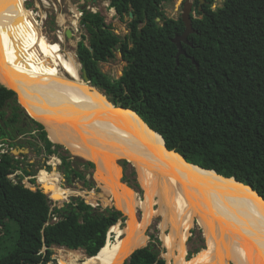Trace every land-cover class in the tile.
Returning <instances> with one entry per match:
<instances>
[{
	"label": "trees",
	"instance_id": "obj_1",
	"mask_svg": "<svg viewBox=\"0 0 264 264\" xmlns=\"http://www.w3.org/2000/svg\"><path fill=\"white\" fill-rule=\"evenodd\" d=\"M108 1L120 20L129 18V32L122 36L100 11L83 10L80 23L91 40L89 45L78 43V56L91 84L117 106L136 110L189 162L235 176L264 197V0H224L217 7L215 0H204L202 9L200 0L195 1L197 33L190 34L191 45L183 47L199 67L186 55L177 66L178 48L172 39L185 25L181 16L166 14L163 6L170 0ZM117 50L126 65L113 78L99 63L115 58ZM6 86L0 81V137L13 138L1 122L18 121L22 108L15 90ZM7 106L13 119L6 115ZM31 121L47 153L58 154L66 163L69 157L60 153L61 145L48 138L43 124ZM19 163L10 153L0 160V264H49L55 246L96 256L107 244L111 227L124 220L114 199L83 191L86 199L52 206L39 186L31 189L22 183L24 175H35L30 164L18 182L10 179ZM123 166L127 171L129 162L124 160ZM85 167L94 163L88 161ZM30 181L36 183L35 178ZM43 181L38 175L42 186ZM86 185L92 187V182ZM97 203L105 207L93 205ZM126 260L124 264H166L151 245Z\"/></svg>",
	"mask_w": 264,
	"mask_h": 264
},
{
	"label": "bare ground",
	"instance_id": "obj_2",
	"mask_svg": "<svg viewBox=\"0 0 264 264\" xmlns=\"http://www.w3.org/2000/svg\"><path fill=\"white\" fill-rule=\"evenodd\" d=\"M24 1L0 0V81L17 92L18 102L45 125L53 142L95 163L101 195L113 197L115 207L132 220L130 226L141 232L138 245H146L148 227L161 216L159 227L170 248L167 258L174 260L169 264H264V203L256 194L232 184L212 186L201 199L187 198L183 188L174 192V178L169 180L164 172L154 175L156 169H166L161 162L165 153L158 147L163 140L138 116L114 108L103 92L83 81L79 65L71 63L72 54L63 50V33L51 42L37 28L35 14ZM76 24L74 20L72 25ZM122 158L137 167L143 199L121 182L118 160ZM175 159L176 170L197 173L195 168H185L179 157ZM64 193L65 189H56L55 200ZM203 207L212 210L207 222H199L207 249L186 260L187 234L196 225L194 210ZM109 232L116 234L114 247H108L112 243L108 239L96 256L84 262L78 259L79 250L70 249L67 258L61 255L60 264H124L138 245L119 257L122 228L117 223Z\"/></svg>",
	"mask_w": 264,
	"mask_h": 264
},
{
	"label": "rangeland",
	"instance_id": "obj_3",
	"mask_svg": "<svg viewBox=\"0 0 264 264\" xmlns=\"http://www.w3.org/2000/svg\"><path fill=\"white\" fill-rule=\"evenodd\" d=\"M193 1H194V6H195L196 0H193ZM223 2H224V0H215L214 7L221 6L223 4ZM80 3H81V0H25L24 1V5L27 7V9L32 10L35 14V19H36V21H38L37 28H39V31L43 35H46L47 38L49 37L48 39L51 42L57 41L58 40L57 39L58 34L64 33V31H66V29H68V28L74 29L73 31H74L75 35L72 38H66V35H63L65 41H64V43H62V47H63L64 51L72 54L71 63H74V65H79L80 75L82 76L83 65L81 64L79 56H78V43L80 41L84 40V42L87 45H89L91 38H90V34H89L88 30L83 25H81V23H80V20H81ZM90 4H91V2H88L86 8L90 7L91 9H95L97 11H100L104 15V17L106 18V21L108 23L112 24L116 33L123 36L129 32V28H128L129 18L126 17L124 20H120L116 10L109 6L108 0H100V2L95 4V5H92V4L90 5ZM163 7H164L166 14L168 16L174 17V18H178L181 16V12H182L181 0H170V1L166 2ZM74 20H76L78 22V24H76L75 26L72 25V22ZM62 21H63V23H62ZM125 65H126V62L123 60L122 55L118 50L116 51L115 58L110 59L107 62H100L99 63V66L102 69V71L107 73L108 75H110L113 78H118L122 74L123 68L125 67ZM92 88L98 90L99 92H102L98 88H95V87H92ZM17 102H18V100H17ZM18 104H19V102H18ZM20 104H21V102H20ZM22 107L24 109H26L23 105H22ZM10 111H11V108L9 106H7L5 108L6 115L9 114ZM34 120L36 121L37 119L34 118ZM37 122L43 124L39 120H37ZM43 126L45 128L44 124H43ZM31 128L32 129L36 128V126L32 122H31ZM47 134H48V131H47ZM53 143L57 144V145H61L62 148L60 149V153L67 155L69 157L68 161L66 163L60 162L61 158L57 157L58 154L57 155L48 154L47 155L48 161L52 160L51 157H49L50 155L56 156L58 158V159L54 160L55 162H57V164L51 166L48 163H43V155L45 152H41V151L36 152V150H34V149H32L30 151V157H32V159L36 162V165H37V166L32 167V170H33V173L35 174V179H36L35 185L36 186H42L38 182V175L40 174L39 177L43 178V180H44L43 186L45 188H47L46 190L49 192L50 197L53 199V200L51 199L52 205L54 206L55 204H58V205L62 206V205H64L65 202H69L72 198H75V197H81V198L86 199L83 195L80 194V192H83V191L89 192V193L96 192V193L101 194L102 189H101L100 185L97 184L98 182L94 176L96 174V170H97L95 163H94L93 168L87 169L84 166V165L88 164V162L85 159L74 156L71 153V151L69 149H67L63 144L55 143V142H53ZM14 153L18 154L19 151H16ZM122 159L123 160H120L118 162L119 166L122 167V177H121L122 181L121 182L124 185H126L129 188L136 191L138 193L139 199H143L145 192H144V189L142 188L141 183L139 181L137 171L132 167L133 165L130 162H129V166H128L129 169L127 171H125L124 166H123V161L125 158H122ZM21 162L24 164L25 167L27 166V160H21ZM66 165H69L70 176H71L69 178V182L67 185L64 186V184L62 182H60V184L55 182V181L52 182L51 176H47L46 179H44L45 177L43 174V170H46L48 172H55V174L57 172V173H59L60 178L64 179L66 177V174L61 169L66 167ZM45 166L47 169L44 168ZM132 169L135 170V172H136L135 175H131ZM55 174H54V176H55ZM78 174H80L81 176L85 175L86 178L85 179L80 178V180H78V181L71 182V178L73 180L74 179L77 180L76 175H78ZM125 176L128 177V180L124 179ZM86 181H91L92 187H88L86 185ZM34 186H32V188H34ZM56 189H59V190L65 189V193L63 194V197H62V199H64V200H60V199L55 200L53 193ZM93 205H96V206L101 205L102 207H105L101 203H97V204H93ZM157 208H158V205L156 204L155 209L157 210ZM138 215L141 216V214H138ZM158 217H160V216H156L153 223L148 227V229L145 233V237H146L145 242H146V244L151 245L154 249L159 251L160 256L165 260L166 264H169V262L172 263L174 260H173V258H171L170 260H168V258H167L168 254L170 252V248L166 244V242L164 241V238L162 236L163 234H162L161 229L159 227V223L161 222V220ZM118 225L121 226L122 222L119 221ZM166 233L168 234L169 230H167ZM151 235H155V239H151ZM187 237H188L187 238V252L185 255V259L191 260L192 255H194L196 252L199 251L195 256H197L199 253H201L202 251H205L207 249L206 238L204 236L202 228L198 224H196L195 226H193V228H191L190 232L187 234ZM115 238H116V234L110 232V237H109L110 242L114 241ZM115 244H114V246H115ZM109 246L110 245L108 244V247ZM53 249H54L53 261L50 262L53 264H60V258L63 255H64V257L67 258L71 254L70 249H68L67 247L55 246V247H53ZM78 250H77L78 253H80L78 255L79 261L80 262L87 261L88 255L85 253L84 249H78ZM190 253H192V254H190ZM73 255H75V254H73ZM164 255H165V257H164Z\"/></svg>",
	"mask_w": 264,
	"mask_h": 264
},
{
	"label": "water",
	"instance_id": "obj_4",
	"mask_svg": "<svg viewBox=\"0 0 264 264\" xmlns=\"http://www.w3.org/2000/svg\"><path fill=\"white\" fill-rule=\"evenodd\" d=\"M203 2H204V0H200V3H199L200 9H202ZM93 4L95 5V4H97V2L94 1ZM181 4H182L181 19L185 25V29L181 34H177L172 39V41L177 45V48H178V52L176 55L177 66L180 64V62H179L180 56L186 55L187 57H189L192 60V62L196 65V67H199V63L196 61L195 57L188 55L186 49L183 47V44L191 45V42L189 40V36L192 33H197V30L193 26V18H192V13H193V9H194V1L193 0H181ZM131 16H133L132 12H131ZM65 35H66V38H72L74 35L72 29L71 28L66 29ZM119 52L121 53V51H119ZM82 73H83V77L81 76V79L83 81L91 84V80L89 79L87 71L85 68L82 69ZM67 76H69V75H67ZM91 85H92V87L98 88V87L94 86L93 84H91ZM98 89L101 90L100 88H98ZM101 91L104 93V95L108 99V102L114 108H118V109H121L124 111L132 112L133 114H135L136 116L139 117L140 121L143 123V125L146 128H148L150 131L154 132L157 136H159L163 140V144L158 146V147L162 148V151L165 153V155H163L161 158V162L166 165V169L160 170V171H158L156 169L154 172V175L158 176L157 175L158 172H164V173H166L167 176L169 175L168 176L169 180H172V178H174L176 180L175 184L173 185L174 192L175 191L179 192L180 189L183 188L185 193L187 191V195H186L187 198L192 200V199H197V198L201 199L202 194L204 192L208 193V189L212 186H222L225 184H232L234 187H236V186L241 185L244 188H248L250 190V192L255 193L257 198L261 202L264 203V197L252 185L238 180L235 176H231V177L224 176V175L220 174L215 169H208V168H204L198 164L191 163L180 152H178L175 149H170L167 146V143H166L164 136L160 132L155 130L153 127H151L149 125V123H147L145 121V119L136 110H134L132 108H126L123 106H117L110 99V97L106 94V92L104 90H101ZM15 93H16V97L18 100V94L16 91H15ZM31 118L34 119L33 117H31ZM45 129H46V127H45ZM46 131H47V129H46ZM49 139L51 140L50 137H49ZM16 151H19V153L18 154L14 153V155L18 156L20 154L21 150L16 148ZM175 157H179L180 159H182V163H183V165H185V168H195L197 170L196 171L197 173H192L189 170L182 169V168L180 169L181 171L176 170L174 167V166H176V163H177ZM120 160H123V159H119L118 162ZM124 160H126V159H124ZM126 161H128V160H126ZM138 165H139V162H138ZM132 167L138 173L137 167L136 166H132ZM220 184H222V185H220ZM198 186L203 187L204 189H198ZM222 187H224V186H222ZM39 188L42 189V191L50 197L49 192L46 190L47 188H45L44 186H40ZM196 195H198V196L196 197ZM50 199H52V198L50 197ZM115 209L121 211L120 209H117V208H115ZM121 212H122L123 219H124L123 221H121L122 225L120 226L122 228L121 237H122V240H124V241H123V244L121 245V247L119 249V253H118L119 257L124 256L128 250H130V249L132 250L136 245L139 244L140 240L142 239L141 232L137 231L134 228V226H130L132 223L131 222L132 220H130L129 217L126 214H124L123 211H121ZM209 214H212V210H208L205 207L198 209V210L195 209L194 210V221H195V223L199 225L200 220H202L203 223L205 221L207 222L206 219L208 218ZM163 217H164V215H163ZM158 218L162 221L161 216ZM203 218L205 220H203ZM137 220L139 222H142L143 218L140 215H138ZM213 223L215 226L217 225L216 222H213ZM109 237H110V232L108 233L107 241H108ZM148 246H149V244H146L144 246L138 245V247H136L131 252V254L128 256L127 260L131 257V255L137 249H140L143 247H148Z\"/></svg>",
	"mask_w": 264,
	"mask_h": 264
},
{
	"label": "flooded vegetation",
	"instance_id": "obj_5",
	"mask_svg": "<svg viewBox=\"0 0 264 264\" xmlns=\"http://www.w3.org/2000/svg\"><path fill=\"white\" fill-rule=\"evenodd\" d=\"M94 1H96L97 3L100 2V0H81V3H80L81 11L80 12H83L84 9L91 10L90 7L86 8V6H87L88 2H91V4L94 5L93 4ZM71 29H72V31L74 30L73 28H71ZM73 34H74V31H73ZM63 35H65V31H64ZM82 77H83V73H82ZM19 105L21 106L22 110L19 111L20 115L18 116V121H16V122L11 121L7 125H4L3 122H1V125L4 128V130L10 131L14 135V137L13 138L0 137V140L5 139V140H7V142H10V144L14 145L16 148L21 150L20 154L18 155V160H20V162H21V160H27V165L30 164L31 168L34 166H37L36 162L32 159V157H30V151L32 149L36 150V152L37 151L45 152L43 155V163H47L48 153H47L43 143L37 137V130L35 128H33V129L31 128V122H32L31 117L32 116L27 112L26 109H24L22 107V105L20 103H19ZM7 115L10 116L11 119L14 118L11 111ZM48 135H49V132H48ZM57 156L60 158L59 155H57ZM60 162L62 163V160H60ZM44 168H46V166ZM61 170H63L66 174V177L64 179H61L59 173H57V172L55 174V172H48L46 170H43V174L45 177L44 179H46L47 176H51L52 182L55 181L59 184H60V182H62L64 184V186L67 185L69 182L68 176L70 175L69 166L66 165V167H64ZM54 174H55V176H54ZM80 178H81V176H80V174H78V175H76L77 180H75V179L73 180L71 178V182L78 181V180H80Z\"/></svg>",
	"mask_w": 264,
	"mask_h": 264
},
{
	"label": "built area",
	"instance_id": "obj_6",
	"mask_svg": "<svg viewBox=\"0 0 264 264\" xmlns=\"http://www.w3.org/2000/svg\"><path fill=\"white\" fill-rule=\"evenodd\" d=\"M91 11L97 12V10H95V9H91ZM82 14H83V12H80V16ZM53 148H55V147H53ZM14 152H16V147H14V145L10 144V142H7V140H5V139H1L0 140V160L2 159V157L5 154H9V153L12 154V156H14V159H18V156L14 155ZM53 155H57V154L53 153ZM53 155L49 156V157H51L52 160L47 162L51 166L57 164V162H55L54 160L58 159L57 158L58 156L56 157V156H53ZM23 167H25L24 164L20 162L18 168L15 169V171L9 175L10 179L13 180L15 183L18 182L21 179L20 175H24ZM32 178H35V176L34 175H31V176L24 175V177L22 178V183L26 187L34 189L37 186L30 181V179H32ZM32 186H34V188H32ZM53 220L56 221V220H58V218L54 217Z\"/></svg>",
	"mask_w": 264,
	"mask_h": 264
}]
</instances>
